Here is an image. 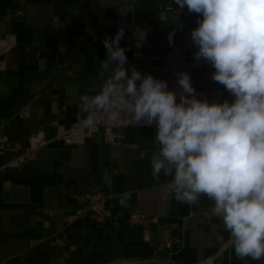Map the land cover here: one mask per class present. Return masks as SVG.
Wrapping results in <instances>:
<instances>
[{"label":"crops","instance_id":"obj_1","mask_svg":"<svg viewBox=\"0 0 264 264\" xmlns=\"http://www.w3.org/2000/svg\"><path fill=\"white\" fill-rule=\"evenodd\" d=\"M122 3L0 0V45H10L0 55V127L9 139L26 146L31 135H53L55 122L68 127L86 116L79 97L99 85L103 40L120 25L147 29L161 54L180 49L192 56L197 14L185 7L178 15L173 0H137L134 13L122 17L117 11ZM162 8L169 10V24L157 18ZM120 46L127 49L122 40ZM214 71L198 70L195 85L218 87L232 101L211 79ZM72 88L75 94L69 95ZM118 133L116 144L100 136L79 146L52 141L23 169L0 171V264H264L236 256L206 195L192 205L163 199L162 185L172 177L152 175L156 128L123 127ZM95 189L105 193L112 218L78 215L83 197ZM136 209L147 220L133 227L127 217ZM169 237L177 240L171 247L165 245Z\"/></svg>","mask_w":264,"mask_h":264},{"label":"clouds","instance_id":"obj_2","mask_svg":"<svg viewBox=\"0 0 264 264\" xmlns=\"http://www.w3.org/2000/svg\"><path fill=\"white\" fill-rule=\"evenodd\" d=\"M137 0H123L122 17L134 13ZM178 15L185 7L200 17L191 31L194 56L215 69L211 79L234 97L230 102L200 99L187 72L176 73L177 88L166 80L126 67L121 47L124 25L103 40L99 85L79 97L86 116L82 127L96 129L106 119L123 126H155L158 152L151 157L153 177H172L162 185L163 199L214 202L213 212L230 233L238 258L264 259V0H173ZM169 10L157 11L169 24ZM175 29L168 33L171 44ZM131 39L139 49L147 29ZM76 89L69 90V95ZM144 152L140 153L143 159Z\"/></svg>","mask_w":264,"mask_h":264},{"label":"built area","instance_id":"obj_3","mask_svg":"<svg viewBox=\"0 0 264 264\" xmlns=\"http://www.w3.org/2000/svg\"><path fill=\"white\" fill-rule=\"evenodd\" d=\"M140 27L136 23H129L125 25V36L122 39L123 43L128 47L131 45L130 53L127 56L128 61L126 67L131 71V67H135L141 71L142 74H152L158 79L166 80L169 89L177 88L176 84L178 72H187L191 76V83L196 89L198 98L209 101L217 100L223 101L230 100L228 96L218 87L209 89H201L195 85V74L202 68H213L210 63L203 59L197 60L194 53L198 50L194 44V52L191 57H188L184 51L180 49L167 51L161 54L154 50L151 42L149 41L148 34L147 40L141 48L135 46V40L131 39L133 30ZM10 48L7 43L0 45V55L6 53ZM0 66L2 61L0 59ZM83 116L75 119L70 126L61 125L55 122V133L51 136H39L34 139L31 135L28 144L23 146L19 141H12L5 135L0 127V159L7 154H13L3 162H0V171L6 172L10 170H21L30 162L38 159V152L43 147L47 146L52 141H62L69 146H79L85 144L89 139L100 136L108 144H116L119 140V129L123 127H146L155 128V126H123L121 124H113L106 119H101L96 129L88 130L82 127ZM106 195L100 189H95L91 193L83 197L81 208L77 210L78 215L89 213L98 221L110 219L113 216L111 207L107 205ZM129 225L133 227L141 226L147 220V216L140 210H131L127 217ZM177 241L173 237L166 238L165 245L171 247L173 242Z\"/></svg>","mask_w":264,"mask_h":264}]
</instances>
